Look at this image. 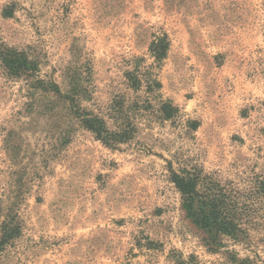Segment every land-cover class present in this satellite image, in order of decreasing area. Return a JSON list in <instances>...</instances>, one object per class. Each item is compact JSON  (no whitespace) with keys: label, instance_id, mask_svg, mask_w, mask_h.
Here are the masks:
<instances>
[{"label":"rangeland","instance_id":"1","mask_svg":"<svg viewBox=\"0 0 264 264\" xmlns=\"http://www.w3.org/2000/svg\"><path fill=\"white\" fill-rule=\"evenodd\" d=\"M172 171L248 206L245 240ZM263 185L264 0H0V264H264Z\"/></svg>","mask_w":264,"mask_h":264},{"label":"trees","instance_id":"2","mask_svg":"<svg viewBox=\"0 0 264 264\" xmlns=\"http://www.w3.org/2000/svg\"><path fill=\"white\" fill-rule=\"evenodd\" d=\"M151 45V52L154 57L158 61H162L167 52L166 39L156 38ZM23 56L14 55L4 60L5 67L11 75L20 77L32 70L31 62ZM135 82L140 83L136 79ZM86 124L99 138H103L106 134L104 141L109 144L118 145L124 140V131L110 133L105 128V123L99 119L86 121ZM194 129H197L196 124ZM171 181L182 194L183 207L188 217L196 226L207 230L215 237V246L220 248L226 238L235 242L245 240L247 237L246 230L242 224L248 206L240 205L236 197L230 196L220 186L214 188L205 185L199 175L172 171Z\"/></svg>","mask_w":264,"mask_h":264}]
</instances>
